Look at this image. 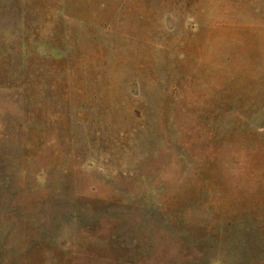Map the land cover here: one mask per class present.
Returning a JSON list of instances; mask_svg holds the SVG:
<instances>
[{"label":"rangeland","instance_id":"obj_1","mask_svg":"<svg viewBox=\"0 0 264 264\" xmlns=\"http://www.w3.org/2000/svg\"><path fill=\"white\" fill-rule=\"evenodd\" d=\"M0 264H264V0H0Z\"/></svg>","mask_w":264,"mask_h":264}]
</instances>
